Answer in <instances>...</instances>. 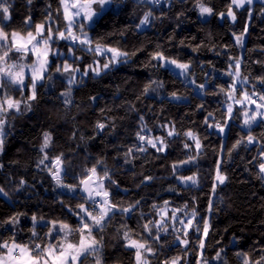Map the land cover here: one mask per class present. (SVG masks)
I'll return each instance as SVG.
<instances>
[{
  "label": "trees",
  "instance_id": "trees-1",
  "mask_svg": "<svg viewBox=\"0 0 264 264\" xmlns=\"http://www.w3.org/2000/svg\"><path fill=\"white\" fill-rule=\"evenodd\" d=\"M118 1L119 6L105 12L99 23L93 25L95 32L90 34L102 37L103 43L135 54L130 55L127 63L73 86L71 105H66L61 96L67 87L63 79L56 78L49 91L38 87V98L32 102V111L17 115L12 121L4 152L0 154V164L4 166L0 168V186L9 193V198L0 196V221L22 213L20 223L12 231L18 240L25 243L31 237L33 214L46 220L63 219L75 223V217L59 201L75 206L79 195L74 198V194L58 189L47 172L36 166L42 132L51 131L55 141L51 152H63L71 160V173L78 172L97 158L103 159L119 186H112L113 197L124 205L140 197L148 204L153 200L162 202L163 198L177 207L187 202L188 211L195 207L199 215L207 217L211 201L214 211L210 218L211 230L205 241V255L210 258L218 248L223 247L229 264H238L237 251H246L251 255L254 247L258 249L260 244H264V181L259 179L253 160L259 156L261 143H264V124H254L249 130L241 127L242 119L237 118L230 122L228 135L220 137L214 129L204 124V120L209 112L214 114L217 121L223 119L224 96L211 93L219 91L216 86L226 87L231 80L224 74L231 63L228 57L242 60V73L249 76L251 82L256 83L254 78L264 75V64L254 63L264 60V3L248 6L252 11L251 18L246 11L234 9L237 16L235 21L220 19L217 15L201 20L196 0H172L171 4L164 2L157 6L154 12L157 18L146 30L138 31L136 25L139 19L151 6L139 0ZM203 2L216 12L227 10L228 0ZM9 3L12 19L6 22L9 24L8 31L22 34L26 32V17L31 16L35 23H41L49 3L53 11L58 7V0H33L31 5L27 0H9ZM60 24L63 26L62 18ZM245 27L247 33L243 37V46H240L234 34L240 35ZM158 46L166 55L190 62L187 80L206 84L207 94L201 89L197 94L195 84L166 68L157 67V61L151 60V54ZM150 80L163 81L164 87L157 88L147 96L141 95ZM257 87L261 85L257 84ZM172 92H176L183 101L172 100ZM93 96L97 97L96 101L90 99ZM130 104L135 105V110H129ZM141 114L149 128L160 121H171L178 130L191 129L199 135L204 145L202 155L195 164L181 169L184 175L195 174L198 185H191L190 190L179 186L178 192L168 191L169 187L178 185L171 176L170 165L185 158L183 142L186 138L183 136L176 138V142L167 149V159L163 156L154 159L153 155L136 153L138 159L124 163V152L128 146L136 143L137 117ZM98 121L106 123L103 131L96 129ZM249 131L260 143L249 145L245 142L229 157L227 150ZM154 134L158 135L159 131ZM222 142L226 147L221 168L227 179L213 193V176ZM146 175L154 179L148 185H141ZM21 179L26 184L17 191ZM143 211H149L147 205ZM138 215L128 219L130 228H136ZM120 223L121 218L117 217L104 233L105 264H133L132 250L125 249L117 235ZM9 227L0 223V238L10 237L12 233L8 231ZM37 230L44 232L47 228ZM71 239L77 240L78 235L74 234ZM172 239L168 237L169 242ZM190 248L192 251L186 259L195 264V241ZM181 251L175 247L165 248V254L172 256L179 255ZM255 255H259L258 250ZM153 264L157 262L153 261Z\"/></svg>",
  "mask_w": 264,
  "mask_h": 264
},
{
  "label": "snow or ice",
  "instance_id": "snow-or-ice-1",
  "mask_svg": "<svg viewBox=\"0 0 264 264\" xmlns=\"http://www.w3.org/2000/svg\"><path fill=\"white\" fill-rule=\"evenodd\" d=\"M27 2L31 5L33 0ZM139 2L151 6L136 25L138 31H143L157 18L154 15L156 7L164 2L171 4L172 0ZM114 3H117V0H58V7L54 11L52 4L49 3L43 22L35 23L31 16L26 17L24 21L26 32L22 34L19 31H8L9 24L6 22L12 19L11 5L9 0H0V154L4 152L5 140L9 135L8 129L13 126L12 121L17 115L32 111V102L38 98V87H43L46 81H52L54 73L65 77L67 87L61 92V96L64 97L66 105H71L73 86L82 83L84 77L90 73L93 77H99L118 64L127 63L130 55L135 54L134 52L130 54L119 46L103 43L102 37L97 38L90 34L95 32L93 25L99 23L105 11ZM253 3L254 0H228L227 10L216 12L203 0H196V7L201 17L217 15L220 19L230 18L235 21L237 16L234 9H244L251 18L252 11L247 5ZM61 18L63 26L60 24ZM246 33L247 27L240 35L234 34L236 43L240 46H243V37ZM61 41L64 42L63 48L66 51L60 49ZM81 54H91L93 57L91 63L83 65L78 63L83 59ZM50 56L63 59L57 64ZM228 59L231 63L224 74L231 80L226 87L216 86L219 87V91L211 93L224 96L222 102L224 110L221 113L223 119L217 121L214 114L209 112L204 120L208 128L214 129L222 137L228 135L231 131L230 122L237 118L242 119L241 127L249 130L254 124H264V75L255 77L256 83H253L249 76L243 75L240 58ZM151 60L157 61V67L174 66L185 79L189 75L190 62H182L166 55L160 46L151 54ZM254 63L264 64V60H256ZM190 83L207 94L206 84H196L195 80ZM257 84L261 87H257ZM163 87V81L150 80L141 95L147 96L157 88ZM13 92L18 95L12 94ZM170 98L182 99L176 92H172ZM90 99L96 101L97 97L93 96ZM200 107L202 108L203 104ZM129 110H135V105L130 104ZM137 119L139 127L135 132L136 143L128 146L124 152V163L128 164L138 159L136 153L153 155L154 159H160L161 156L167 159V149L176 142V138L183 136L186 138L183 142L185 158L173 161L170 165L171 176L178 185L169 187L168 191L178 192L179 186L190 190L191 185H198L195 174L184 175L181 169L195 164L202 155L204 145L199 135L191 129L178 130L171 121H160L153 128H149L142 114ZM106 126V123L100 121L95 125L98 131H103ZM157 130L158 135L154 134ZM245 142L249 145L260 143L249 131L227 150V155L230 157L231 153ZM54 143L53 133L43 131L36 166L39 170L47 172L58 189L74 194V198L75 195H79V201L75 206L65 205L63 200L59 201L63 207H67L68 213L75 217V223L63 219L46 220L43 216L37 217L33 214L31 237L25 243L18 240L12 231L20 223L19 216L23 215L22 213L10 216L6 221H0L10 225L8 231L12 233L8 239L0 238V264H105L104 233L117 217L121 218L117 235L123 242V247L132 250L133 264H153V261L157 264H193L186 259L188 253L192 251L190 245L193 241L196 242L197 252L195 264H229L223 247L218 248L210 258L205 255V241L211 230L210 218L214 211L211 201L207 217L199 215L195 207L188 211L187 202L182 207H177L172 201L163 198L162 202L153 200L148 204L140 197L124 205L113 197L112 186H119L103 159L97 158L73 174L70 172L71 160L63 152L52 154L51 148ZM225 147L222 142L213 176V193L227 179L221 168ZM150 149L153 150L152 153L149 152ZM253 160L255 167L258 168L259 179L264 181V143H261L259 156ZM3 167V164H0V168ZM153 179V176L146 175L140 184L148 185ZM25 184L26 181L21 179L17 191ZM0 196L9 198V193L2 186ZM145 205L149 211H143ZM137 213L139 214L137 226L135 229L130 228L128 219ZM43 227H46L47 231L37 230ZM74 234L78 235L75 241L71 239ZM170 236L173 238L171 242L168 240ZM235 242L234 238L233 243ZM166 247H175L182 251L179 255L172 256L165 254ZM257 250L259 255H255ZM235 255L238 264H264V244H260L258 249L254 247L251 255L246 251H237ZM161 256L164 258L161 259Z\"/></svg>",
  "mask_w": 264,
  "mask_h": 264
},
{
  "label": "rangeland",
  "instance_id": "rangeland-1",
  "mask_svg": "<svg viewBox=\"0 0 264 264\" xmlns=\"http://www.w3.org/2000/svg\"><path fill=\"white\" fill-rule=\"evenodd\" d=\"M119 1L117 0V3H114L110 8H108L105 12H107L108 10H114V9H116L118 6H119ZM210 16H207V15H205L204 17H201L200 16V14H199V18L201 19V20H205V19H207V18H209ZM148 27H146V28H144L143 30H146ZM63 44H64V42H60V49L62 50V51H66V49H64L63 48ZM81 55H83V54H81ZM90 55L91 54H88V55H83V59L81 60V61H79L78 63H80V64H89V63H91V61H92V59H93V57H92V55H91V57H90ZM86 58H88L89 60H85ZM50 59L51 60H54L57 64L58 63H60L61 62V60L63 59V57H54V56H50ZM100 59H102V57L100 58ZM123 64V63H122ZM122 64H118L117 66H115V67H118V66H120V65H122ZM114 67V68H115ZM166 69H168L169 71H171L174 75H176V76H178V77H180V78H184L185 79V77L184 76H181V75H179V69H176L174 66H171V67H168V68H166ZM53 72H54V69H53ZM102 74H104V73H102ZM101 74V75H102ZM89 77H93L92 75H91V73L89 74V76H87V77H84V79H83V81L84 80H88V78ZM56 78H61V79H63L65 82H66V79H65V77L64 76H61L60 74H58V73H54V75H53V80L52 81H46V82H44V85H43V88L45 89V90H47V91H49V90H51L52 89V83H53V81L56 79ZM77 78L79 79V74H77ZM185 80H187V79H185ZM188 81V80H187ZM189 83H190V81H188ZM78 85V84H77ZM77 85H75V86H77ZM195 92L197 93V94H200V89H198V88H196L195 87ZM174 101H183V99H180V100H174ZM247 129V128H246ZM224 137V136H223Z\"/></svg>",
  "mask_w": 264,
  "mask_h": 264
},
{
  "label": "water",
  "instance_id": "water-1",
  "mask_svg": "<svg viewBox=\"0 0 264 264\" xmlns=\"http://www.w3.org/2000/svg\"><path fill=\"white\" fill-rule=\"evenodd\" d=\"M260 3H264V0H254V3L253 4H260ZM249 5H247V7H248ZM237 10H240V11H242V10H244V9H237ZM220 136V135H219ZM220 137H222V136H220Z\"/></svg>",
  "mask_w": 264,
  "mask_h": 264
}]
</instances>
